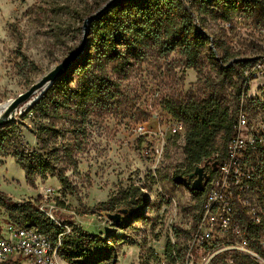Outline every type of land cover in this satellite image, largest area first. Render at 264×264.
<instances>
[{"label":"rangeland","instance_id":"374dc122","mask_svg":"<svg viewBox=\"0 0 264 264\" xmlns=\"http://www.w3.org/2000/svg\"><path fill=\"white\" fill-rule=\"evenodd\" d=\"M101 1L0 0V105L25 92L77 49L82 23L100 9ZM205 27L211 44L201 53L200 69H185L177 53L160 57L149 48L125 74L117 76L105 67L115 86L98 104L84 105L82 113L70 105L42 119L27 116L34 103L22 106L7 127H13L22 148L41 154L40 135L54 159V171L29 184L14 159L1 156L0 194L36 205L67 232L78 227L108 239L116 246L117 264H169L167 244L184 255L204 193L196 196L190 191L182 141L161 137L173 123L166 105L217 92L231 112L242 106L249 123L243 139L264 135V70L257 67L264 63V27L240 17L228 24L208 19ZM83 53L81 60L88 57V51ZM223 57L229 58L226 64ZM225 68L231 69V79L220 75ZM69 74L74 80V70ZM141 125L146 136L136 132ZM224 151L225 140L218 138L212 158L223 157ZM246 154L241 168L252 177L253 186L242 199L256 213L259 231H213L212 247L195 251L191 264H264L259 257L264 251V150ZM205 173L207 181H219L217 170L212 172L209 165ZM134 187L140 188L142 202L135 199L124 207ZM125 208L128 213L118 224L107 219ZM233 219L243 222L239 214ZM11 227L15 226L1 210L0 238H12Z\"/></svg>","mask_w":264,"mask_h":264},{"label":"trees","instance_id":"16d2710c","mask_svg":"<svg viewBox=\"0 0 264 264\" xmlns=\"http://www.w3.org/2000/svg\"><path fill=\"white\" fill-rule=\"evenodd\" d=\"M106 2L101 1L100 8ZM237 17L254 26L264 27V0L117 1L89 22L88 47L83 51H88V57L81 60L82 53L66 74L55 81L29 109L27 116L48 119L50 113L57 115L60 109H68L70 105L76 106L78 113H82L84 105L98 104L115 86L109 83L103 71L105 67L117 76L125 74L131 62L138 61L142 51L149 48L160 57L177 53L185 69H200L201 53L211 44L206 34L207 20L228 24ZM228 60L223 57L221 62L226 64ZM73 70L74 80L69 74ZM220 72L224 79H231V69H221ZM235 93L238 100V83ZM49 105L52 111L48 110ZM165 110L173 123L182 124L184 128L182 135L169 139H180L183 143L182 153L189 169L187 178L197 166L213 159L218 138L225 140L226 147L234 135L235 111L228 109L217 92H210L202 100L190 99L184 103L167 104ZM17 140L13 127L0 130V157H12L29 184L33 183L36 176L45 178L53 173L54 159L51 152L46 150L45 140L40 135L37 140L41 154L22 148ZM220 159L223 160L224 156ZM195 195L200 196L201 193ZM135 199L142 202V194L137 187L131 189L130 195H126L123 206L129 207ZM1 210L15 227L34 229L48 237L53 245L59 242L57 254L66 264H117L116 246L108 239L90 235L78 227L67 232L30 202L16 203L0 194ZM242 221L250 234L258 233L259 228L251 227L246 217L242 216ZM170 250L167 244L166 254L169 255ZM261 256L264 258V252H261Z\"/></svg>","mask_w":264,"mask_h":264},{"label":"built area","instance_id":"2783aa9c","mask_svg":"<svg viewBox=\"0 0 264 264\" xmlns=\"http://www.w3.org/2000/svg\"><path fill=\"white\" fill-rule=\"evenodd\" d=\"M257 67L264 70V63ZM247 119L242 106H239L235 111L234 135L226 144L224 159L213 158V161H218L219 181L206 182L200 217L191 237V243L184 255L172 248L168 255L169 264H191L195 251L205 252L212 247L213 244L210 242L213 231L223 233L229 231L237 235H241L243 230L248 232L243 222L238 224L234 221L233 217L236 214H239L241 218L246 217L251 227L260 228L256 213L246 206L249 205L247 199H242L243 194L252 188L253 179L242 171L241 162L246 159V151L264 150V135L256 138L251 136L248 140L243 139L241 133L249 126ZM183 131L182 124L172 123L163 131L161 137L182 135ZM136 132L141 137L148 134L144 125L139 126ZM47 218L55 222L51 216ZM10 234L12 235L10 239L0 238V263L66 264L57 254L59 242L53 245L48 237L37 233L34 229L11 227ZM241 244L246 246V240L242 239ZM261 252L259 257L264 260ZM254 257L257 258V256Z\"/></svg>","mask_w":264,"mask_h":264},{"label":"water","instance_id":"95a60500","mask_svg":"<svg viewBox=\"0 0 264 264\" xmlns=\"http://www.w3.org/2000/svg\"><path fill=\"white\" fill-rule=\"evenodd\" d=\"M120 0H109L98 11L89 17L85 18L82 23V38L80 45L75 51L70 53L62 62L56 65L53 69L44 74L34 84H32L25 92L19 94L16 98L6 103L2 113L0 114V129H3L14 122L19 110L24 105L35 104L39 101L42 95L50 88V86L60 79L75 61L82 55L87 45L88 24L92 20L99 17L103 12L108 10L115 2ZM209 165L212 172L217 170V162L209 159L201 165L197 166L194 171L188 176L187 181L190 183V191L201 193L208 180V175L205 173V166ZM126 209L119 210L116 214L107 215V219L114 224L122 221L123 216L127 215Z\"/></svg>","mask_w":264,"mask_h":264},{"label":"bare ground","instance_id":"6f19581e","mask_svg":"<svg viewBox=\"0 0 264 264\" xmlns=\"http://www.w3.org/2000/svg\"><path fill=\"white\" fill-rule=\"evenodd\" d=\"M5 105H6V103L0 105V114L2 113V111H3L4 107H5Z\"/></svg>","mask_w":264,"mask_h":264}]
</instances>
